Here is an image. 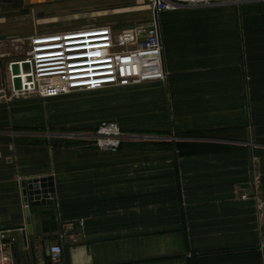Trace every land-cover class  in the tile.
Here are the masks:
<instances>
[{
	"label": "crops",
	"instance_id": "0c3cea01",
	"mask_svg": "<svg viewBox=\"0 0 264 264\" xmlns=\"http://www.w3.org/2000/svg\"><path fill=\"white\" fill-rule=\"evenodd\" d=\"M91 1L0 9V21H14L26 43L29 13ZM158 17L166 80L139 85L148 130L213 138L147 137L115 151L16 145L12 102L0 100V229L25 224L21 182H53L51 204L30 212L37 264H49L44 244L61 245L65 264H264V145L254 142L264 137V1ZM20 58L7 61L8 78ZM246 129L252 141L233 137Z\"/></svg>",
	"mask_w": 264,
	"mask_h": 264
},
{
	"label": "rangeland",
	"instance_id": "374dc122",
	"mask_svg": "<svg viewBox=\"0 0 264 264\" xmlns=\"http://www.w3.org/2000/svg\"><path fill=\"white\" fill-rule=\"evenodd\" d=\"M14 23L12 20L0 21V33L7 37L0 43V56H4L0 58V100L6 98L12 102L16 123L12 125L13 134L9 140L13 144L50 148L63 147L64 144L71 142L95 144L96 130L103 122L117 125L123 137L122 142L148 141L147 137L159 136L172 142L213 138L212 134L178 136L169 132L155 133L148 130L153 128V124L148 123L149 117L146 111H142L147 106V100H144L147 90L140 86L76 92L52 97H41L36 94L15 95L10 91L6 63L14 57L20 58L24 45L21 46L16 38L19 26ZM97 25L112 26L114 32L138 30V33L146 35L154 24L150 18L148 0H94L66 9L44 11L37 17L29 13L26 28L28 34H35ZM155 26L160 34L159 17ZM25 114L26 118L19 122V118L25 117ZM25 120L26 123L23 122ZM20 124L22 126L19 128ZM246 130L248 132L235 131L233 137L252 141L254 137L250 135L251 129ZM49 133L65 136L61 138L41 136Z\"/></svg>",
	"mask_w": 264,
	"mask_h": 264
},
{
	"label": "built area",
	"instance_id": "2783aa9c",
	"mask_svg": "<svg viewBox=\"0 0 264 264\" xmlns=\"http://www.w3.org/2000/svg\"><path fill=\"white\" fill-rule=\"evenodd\" d=\"M249 1L264 0H148L154 25L146 35L138 33V30L114 32L109 25L32 34L26 43H21L24 48L20 60L16 61L20 65L19 74L13 77L9 71L10 91L15 95L52 97L164 82L166 73L161 38L155 26L160 14L183 7ZM23 63L29 64V71H22ZM13 78L20 79L21 89L18 91L13 89ZM18 92L22 93L16 94ZM95 137L99 149L112 151L120 148L123 138L112 122H103L97 128ZM79 226L82 227V222ZM5 237L0 232V240ZM48 261L49 264H65L61 245L51 244L48 247ZM0 264H14L9 247L1 243Z\"/></svg>",
	"mask_w": 264,
	"mask_h": 264
},
{
	"label": "water",
	"instance_id": "95a60500",
	"mask_svg": "<svg viewBox=\"0 0 264 264\" xmlns=\"http://www.w3.org/2000/svg\"><path fill=\"white\" fill-rule=\"evenodd\" d=\"M64 0H53V3L63 2ZM68 1V0H67ZM70 1H84V0H70ZM49 4L48 0L45 2L36 4L33 0H0V9H19V8H32L38 5ZM23 72L29 71V64H21ZM9 71L13 77L19 74L20 65L18 62H11L9 65ZM12 86L15 91L21 89V83L19 78H13ZM45 136L62 137L64 134H45ZM72 136V135H70ZM257 144L264 145V137H257L254 140ZM23 202L26 205L24 210L25 224L21 226L0 229V232L5 231H20L21 241H14L10 237H5L0 240V243L9 247L12 257L20 264V258L24 257L27 264H37L36 251L34 245V234L31 228L30 212L34 211L39 206L45 204H51L53 199V182L52 178H41L34 180H26L21 182ZM28 249V252L24 253L23 249ZM45 255L48 258V246L44 244Z\"/></svg>",
	"mask_w": 264,
	"mask_h": 264
}]
</instances>
